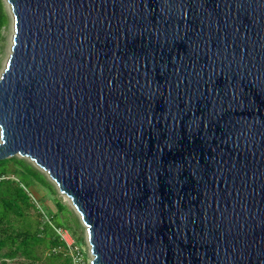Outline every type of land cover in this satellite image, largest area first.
Instances as JSON below:
<instances>
[{"label": "water", "instance_id": "water-1", "mask_svg": "<svg viewBox=\"0 0 264 264\" xmlns=\"http://www.w3.org/2000/svg\"><path fill=\"white\" fill-rule=\"evenodd\" d=\"M0 161L48 173L92 264H264V0H5Z\"/></svg>", "mask_w": 264, "mask_h": 264}, {"label": "trees", "instance_id": "trees-1", "mask_svg": "<svg viewBox=\"0 0 264 264\" xmlns=\"http://www.w3.org/2000/svg\"><path fill=\"white\" fill-rule=\"evenodd\" d=\"M7 16L0 0V39ZM38 183L56 203L52 214L47 197L35 199L30 188ZM56 189L47 177L25 159L17 156L0 161V264H60L67 247L59 234L67 228L68 210L56 198ZM30 210L35 211L31 218ZM66 264H73L66 258Z\"/></svg>", "mask_w": 264, "mask_h": 264}, {"label": "rangeland", "instance_id": "rangeland-1", "mask_svg": "<svg viewBox=\"0 0 264 264\" xmlns=\"http://www.w3.org/2000/svg\"><path fill=\"white\" fill-rule=\"evenodd\" d=\"M4 11L7 16V22L6 19H3V22H5L4 27L1 30V39H0V77L6 67V64L9 60V57L12 53L11 46L13 45V38L15 35V27H14V17L9 9V5L5 0H2ZM19 157V156H17ZM22 158V157H19ZM28 163L32 164L34 167L39 169L46 177L47 180L52 183L56 189V200L60 201L65 207H67V210L69 212L68 214V222H67V228L62 232L63 235L66 237V244L67 247H59L56 248L57 253H61L62 260L60 264H66V258H70L71 262L74 257V259H77V261L80 264H90L93 259V254L91 252L90 244L88 241L87 236V227L82 221L79 212L75 209L74 205L72 204L71 200L63 195L57 185L51 180L48 173L41 170L39 167L35 165L33 161H31L28 158H23ZM31 192V195L35 199H40L42 197H47L46 204L49 208V211L54 214L57 211L56 203L54 200H52V196L48 195L47 190L41 186L38 183H35L29 190ZM31 218H35V211L30 210ZM64 237V238H65Z\"/></svg>", "mask_w": 264, "mask_h": 264}, {"label": "built area", "instance_id": "built-area-1", "mask_svg": "<svg viewBox=\"0 0 264 264\" xmlns=\"http://www.w3.org/2000/svg\"><path fill=\"white\" fill-rule=\"evenodd\" d=\"M63 231H59V234L62 236V238L66 241V237L63 235V233H62ZM65 237V238H64ZM72 262H73V264H80L78 261H77V259H74V257H73V259H72ZM90 264H92V261H91V263Z\"/></svg>", "mask_w": 264, "mask_h": 264}, {"label": "bare ground", "instance_id": "bare-ground-1", "mask_svg": "<svg viewBox=\"0 0 264 264\" xmlns=\"http://www.w3.org/2000/svg\"><path fill=\"white\" fill-rule=\"evenodd\" d=\"M7 2V1H6ZM8 4V3H7ZM9 9L11 10V12H12V9H11V7H10V5H9ZM12 47V46H11Z\"/></svg>", "mask_w": 264, "mask_h": 264}]
</instances>
